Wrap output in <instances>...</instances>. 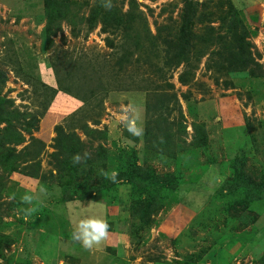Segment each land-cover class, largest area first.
Here are the masks:
<instances>
[{"label":"rangeland","instance_id":"1","mask_svg":"<svg viewBox=\"0 0 264 264\" xmlns=\"http://www.w3.org/2000/svg\"><path fill=\"white\" fill-rule=\"evenodd\" d=\"M23 1L0 0V69L7 73L0 94L12 99L10 111L29 114L14 122L17 127L23 128L24 120H38L25 144L40 151L35 161L40 160L46 178L10 175L0 166V231L11 234L0 264H260L264 199L249 207L238 194L227 195L220 188L221 181L232 180L237 172L258 185L264 182V0H194L197 44L181 56L178 66L173 57L178 52L182 0H63L68 18L60 22L51 49L43 46L42 0H34V9L31 0ZM230 3L248 28L258 62L251 70L220 72L215 66L220 58L212 53L217 44L198 58L210 26L226 31L223 21ZM27 4L30 9H25ZM95 9H116L132 24L105 32L99 17L91 29L87 18ZM181 75L187 84L180 82ZM138 116L142 132L133 143L125 138L127 122ZM180 123L185 132L179 131ZM193 123L208 131L204 148L193 144ZM57 125L67 133L75 131L90 157L99 145L106 147L108 164L100 170L107 169L108 175L135 147L139 164L166 181L181 175L183 185L169 189L163 204L145 221L131 214L133 198L126 183L105 200L97 195L96 200L64 203L53 156ZM86 126L107 136L88 134ZM147 126L154 135L160 127H172L175 158L147 147ZM33 155L23 164L33 165ZM90 169L87 165V174ZM87 174L78 177L82 185L103 182L101 173ZM199 178L202 189L196 186ZM41 211V226L31 228ZM91 219L104 220L111 230L106 239L86 249L74 234L82 237V222ZM139 223L141 234L133 239L131 228Z\"/></svg>","mask_w":264,"mask_h":264},{"label":"trees","instance_id":"2","mask_svg":"<svg viewBox=\"0 0 264 264\" xmlns=\"http://www.w3.org/2000/svg\"><path fill=\"white\" fill-rule=\"evenodd\" d=\"M184 3V13L182 15V26L179 30L178 36V52H176L173 64L177 66L183 61L181 56L187 55L188 51L193 47H196L194 40L197 35L192 29L194 19L196 16V7L194 0H182ZM21 0V4H23ZM27 1L25 2V4ZM30 8H35L36 4L34 0L28 3ZM28 4L25 9L29 8ZM24 6V5H23ZM229 12L227 18L223 23H227L226 31L223 33L216 31V27L210 26L209 32L202 39L204 40V46H202L198 52V58L204 55L203 50H207L210 45L217 44L220 47L218 49H212V53H215L220 60L215 63V66L220 72L233 73L238 71H245L250 69L252 65H258L254 54L251 50V43L248 40L249 32L243 18L240 16L238 9L230 3ZM42 8L45 16V26L43 28V46L44 49H51L54 40L53 36L56 35L58 28H60V22L68 18V5L63 0H42ZM24 9V11H25ZM29 11V10H28ZM127 14L120 13L118 10H109L108 12L100 11L99 9L93 10L91 16L88 19L89 28L93 29L96 25L97 19L101 17L102 28L105 32L108 28L118 29L126 24L130 26L132 19H125ZM229 18V20H228ZM201 40V39H200ZM112 46L113 43L110 41ZM208 46V47H207ZM172 62V61H171ZM16 70V69H15ZM251 70V69H250ZM253 74L255 72L251 71ZM7 73L4 69H0V84L6 82ZM182 84H187L186 78L181 75L179 78ZM13 103L12 99L1 96L0 94V125L5 124L0 129V166L4 167L10 175L18 173L24 177H30L35 180L46 178V173L41 174L40 160L35 159L40 155V151L31 150L27 141L26 135H31L32 129L36 126L38 120L31 121L32 119L24 120V127L19 128L14 122H19L22 119L29 117L26 112L18 110L10 111V105ZM250 126V123H248ZM161 126V125H160ZM84 127V130L88 134L98 132L100 136L106 137V131H94ZM167 129L160 127L159 135L152 134L150 126L145 129L144 141L147 147L155 150L158 153H165L172 158L176 157L178 153L176 151L175 135L171 126H167ZM170 129V130H168ZM186 126L183 123L179 125V131L185 132ZM194 137L193 144L198 148H204L208 145L209 136L206 127L200 123H193ZM56 137L55 141V167L57 172L55 174L56 179L62 188L60 195L62 202L67 203L70 201H84L89 198L90 200H96L97 195H101L103 200L107 198L109 193L113 191L119 184L126 183L131 186V195L133 203L131 205L132 215L136 218H140L145 221L148 220L152 213H154L161 204H163L164 195L171 190H180L183 182L181 175L177 176L174 181H166L164 177L157 175L154 169L147 168L144 165L139 164V157L135 147L132 148L129 153V157L121 158L117 167L112 172L105 173L107 171L100 170V166H106L108 164V150L103 145H99V151L94 156L90 157L86 154V143L75 132H66L62 125L55 127ZM125 138L130 139L133 143H137L140 138L133 135L126 130ZM22 145V149H18V146ZM178 145V144H177ZM180 147V146H179ZM182 148V147H180ZM179 150V148H177ZM35 158L33 165H24L23 162L29 156ZM83 161V162H82ZM90 166L91 172L105 173L103 175V182L99 184L83 185L79 183L78 177L80 174H87L85 171L86 166ZM111 168V167H110ZM91 172L85 177H90ZM115 174V176H113ZM222 188L220 192L224 194H238L242 203L253 206L256 202L264 199V182L260 185L253 182L245 173L237 172L232 180H223ZM202 179L199 178L196 181L197 188L202 189ZM81 187V188H80ZM210 186L208 187V189ZM171 189V190H169ZM214 190H218L215 187ZM240 202V203H241ZM47 212L48 209H45ZM42 211L38 214L32 224L31 228L39 227ZM108 224V223H107ZM10 224L6 225V228ZM142 224H134L131 228V236H140L142 231ZM108 230H111L110 224ZM11 240V234L5 230L0 231V259L3 257L5 245ZM112 252L116 253L113 247H108ZM116 256V255H114ZM193 262L187 261L185 264H192ZM24 264H30L26 261ZM260 264H264V257L261 258Z\"/></svg>","mask_w":264,"mask_h":264},{"label":"clouds","instance_id":"3","mask_svg":"<svg viewBox=\"0 0 264 264\" xmlns=\"http://www.w3.org/2000/svg\"><path fill=\"white\" fill-rule=\"evenodd\" d=\"M140 117L129 118L127 122L128 130L134 135L139 136L142 128L138 127L137 121ZM115 176V174H113ZM26 199H30L26 197ZM109 225L104 220L91 219L87 223L82 222V237L74 234V239H82L83 246L86 249H91L94 244H99L102 240L106 239L108 235Z\"/></svg>","mask_w":264,"mask_h":264},{"label":"crops","instance_id":"4","mask_svg":"<svg viewBox=\"0 0 264 264\" xmlns=\"http://www.w3.org/2000/svg\"><path fill=\"white\" fill-rule=\"evenodd\" d=\"M95 251V250H94ZM116 260V259H115ZM116 261H118V260H116ZM112 263H113V260H112Z\"/></svg>","mask_w":264,"mask_h":264}]
</instances>
